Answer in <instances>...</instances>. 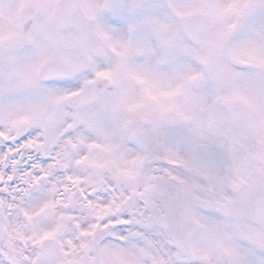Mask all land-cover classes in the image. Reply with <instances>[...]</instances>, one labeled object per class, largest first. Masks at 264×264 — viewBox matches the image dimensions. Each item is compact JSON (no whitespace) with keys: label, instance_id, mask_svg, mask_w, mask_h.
<instances>
[{"label":"snow or ice","instance_id":"obj_1","mask_svg":"<svg viewBox=\"0 0 264 264\" xmlns=\"http://www.w3.org/2000/svg\"><path fill=\"white\" fill-rule=\"evenodd\" d=\"M0 264H264V0H0Z\"/></svg>","mask_w":264,"mask_h":264}]
</instances>
